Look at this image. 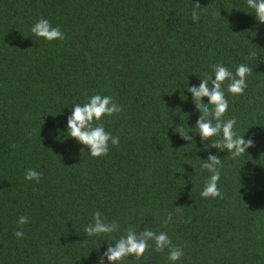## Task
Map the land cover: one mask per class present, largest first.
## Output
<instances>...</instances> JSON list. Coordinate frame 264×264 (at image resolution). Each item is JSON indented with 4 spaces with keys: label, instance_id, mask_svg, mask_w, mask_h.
<instances>
[{
    "label": "trees",
    "instance_id": "1",
    "mask_svg": "<svg viewBox=\"0 0 264 264\" xmlns=\"http://www.w3.org/2000/svg\"><path fill=\"white\" fill-rule=\"evenodd\" d=\"M41 18L64 39L37 38ZM217 63L253 69L243 95L223 85L224 120L255 144L236 159L203 150L186 90ZM96 94L122 111L101 121L119 146L92 158L67 118ZM209 154L221 158L223 199L200 195ZM30 168L38 183L24 179ZM97 211L119 231L88 237ZM129 227L167 232L184 251L175 264H264V24L246 0H0V264H98ZM149 244L119 264H171Z\"/></svg>",
    "mask_w": 264,
    "mask_h": 264
},
{
    "label": "clouds",
    "instance_id": "2",
    "mask_svg": "<svg viewBox=\"0 0 264 264\" xmlns=\"http://www.w3.org/2000/svg\"><path fill=\"white\" fill-rule=\"evenodd\" d=\"M246 3L253 10L258 23L264 24V0H246ZM200 9V4L196 3L191 12L193 22L199 21ZM31 32L37 38H42L47 42L64 39V33L61 29L53 27L44 18L39 19L32 25ZM251 55H255V53ZM209 67L211 73L205 74V78L201 79L198 87H186V90L192 95L196 109L201 113L196 121L195 128L198 129V135L204 143L203 150L207 151L210 148L221 151L227 150L231 158L236 159L244 154L248 148L254 147L255 144L252 139L245 140L244 136H237L234 131V126L237 124L235 118L224 120L229 103L225 98L223 85L225 81H228L227 92L229 94L233 96L243 95L247 88V77L253 69L246 64H240L233 73L222 63L213 64ZM205 97L207 103L203 102ZM121 111V106L114 101L113 97L99 94L92 95L87 102L77 103L73 106L71 115L67 118V134L83 145L81 151L87 149L92 158L106 156L109 153V143L113 146H119L120 141L118 136H113L105 130L101 121L105 116L118 115ZM174 131L183 140L193 141V137L184 131L181 124L177 125ZM212 137H219V139L209 143ZM203 161L202 168L211 175L200 193L201 197L206 199L219 197L223 199V195L218 188L220 168L222 167L221 158L218 155L209 154L207 159ZM41 175L42 173L30 168L25 172L24 179L27 181L35 180L38 183ZM172 218V213H168L163 224L168 225L172 222ZM28 222V217L23 215L19 217L18 226L20 228L14 233L17 238L23 239L22 226ZM119 229L120 225L116 221L105 222L101 213L97 211L93 213V222L85 227L84 232L88 237H95L101 234H111L119 231ZM149 241L154 242V251L157 253L168 249L167 259L171 264H175L184 255L181 246H173L167 232H155L148 228L137 232L129 227L125 235L121 236L115 244L109 245L107 250L99 256L98 264H105V258L107 264H119L126 257H134L135 260H140L151 247Z\"/></svg>",
    "mask_w": 264,
    "mask_h": 264
}]
</instances>
